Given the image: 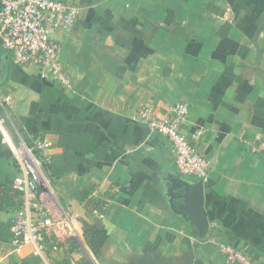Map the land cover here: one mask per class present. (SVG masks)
Returning a JSON list of instances; mask_svg holds the SVG:
<instances>
[{
	"label": "crops",
	"instance_id": "0c3cea01",
	"mask_svg": "<svg viewBox=\"0 0 264 264\" xmlns=\"http://www.w3.org/2000/svg\"><path fill=\"white\" fill-rule=\"evenodd\" d=\"M68 1L80 17L58 38L76 92L1 47L0 91L14 99L4 112L11 138L50 143L41 153L46 176L74 212L84 249L57 223L41 255L15 251L11 235L0 239V264L182 261L190 248L194 264H227L223 248L233 243L264 264V152L250 142L264 131V0ZM177 102L188 104L184 130L201 132L195 143L210 163L203 239L179 211L168 139L136 119L146 106L162 113ZM18 174L0 129V185L14 186ZM89 199L108 204L95 210ZM16 211L1 205L0 222L11 224Z\"/></svg>",
	"mask_w": 264,
	"mask_h": 264
},
{
	"label": "built area",
	"instance_id": "2783aa9c",
	"mask_svg": "<svg viewBox=\"0 0 264 264\" xmlns=\"http://www.w3.org/2000/svg\"><path fill=\"white\" fill-rule=\"evenodd\" d=\"M81 6L68 0H0V47L7 51L18 65H34L44 80L55 81L67 91L76 92L74 82L60 60L62 41L60 33L69 34L75 27ZM14 99L0 91V129L14 152L19 174L14 188L21 192V207L11 220L9 232L15 251L32 246L36 255L44 251L46 236L55 219L49 205L35 201L38 187L47 188L45 163L49 157L43 153L50 143L41 141L35 146L26 142L18 146L6 129L8 108ZM190 108L185 102H177L166 112H158L153 106L142 108L136 119L146 125L151 133L166 137L171 145L174 163L181 177L206 182L210 177V163L206 153L196 141L201 132L189 135L184 126ZM25 141V140H24ZM251 149L264 152V131L255 133ZM190 180V179H189ZM227 264H255L252 254L237 244L223 248Z\"/></svg>",
	"mask_w": 264,
	"mask_h": 264
},
{
	"label": "water",
	"instance_id": "95a60500",
	"mask_svg": "<svg viewBox=\"0 0 264 264\" xmlns=\"http://www.w3.org/2000/svg\"><path fill=\"white\" fill-rule=\"evenodd\" d=\"M179 188L180 196H184V204L180 206V212L191 221L199 231L203 239L210 230V218L205 206L206 188L204 180H189L179 176L175 181ZM196 252L190 248L187 257L182 261L161 260L154 255H143L134 264H194Z\"/></svg>",
	"mask_w": 264,
	"mask_h": 264
},
{
	"label": "rangeland",
	"instance_id": "374dc122",
	"mask_svg": "<svg viewBox=\"0 0 264 264\" xmlns=\"http://www.w3.org/2000/svg\"><path fill=\"white\" fill-rule=\"evenodd\" d=\"M23 137L18 139L17 145L20 146L21 143H24ZM47 188L38 187L35 192V201L38 205L41 203H46L49 205V209L51 213L53 214V218L55 219V223H61V226H63L67 232V234L75 237V234H77V238L79 239L77 247L79 249H84L83 240L80 238V232H75L71 225L73 224V216L75 215L74 212H72L70 209H68L66 206H64L61 201L59 200L58 196L54 192V189L52 187V184L50 182V179L48 178V185H46ZM83 248V249H82Z\"/></svg>",
	"mask_w": 264,
	"mask_h": 264
},
{
	"label": "trees",
	"instance_id": "16d2710c",
	"mask_svg": "<svg viewBox=\"0 0 264 264\" xmlns=\"http://www.w3.org/2000/svg\"><path fill=\"white\" fill-rule=\"evenodd\" d=\"M81 194L82 197H87L89 191L87 189H83ZM89 204L92 209L102 211L105 209L108 201L105 199H89ZM1 205L3 207L16 210H18L22 205L21 192L15 189L11 182L0 185V206ZM10 225V223L0 222V239L7 240L9 238V236L11 235L9 232Z\"/></svg>",
	"mask_w": 264,
	"mask_h": 264
}]
</instances>
